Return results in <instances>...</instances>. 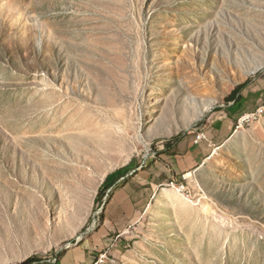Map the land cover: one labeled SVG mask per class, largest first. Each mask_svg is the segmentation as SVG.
<instances>
[{"label":"rangeland","instance_id":"rangeland-1","mask_svg":"<svg viewBox=\"0 0 264 264\" xmlns=\"http://www.w3.org/2000/svg\"><path fill=\"white\" fill-rule=\"evenodd\" d=\"M263 72L264 0H0V264H264V115L103 227L111 173Z\"/></svg>","mask_w":264,"mask_h":264},{"label":"crops","instance_id":"crops-1","mask_svg":"<svg viewBox=\"0 0 264 264\" xmlns=\"http://www.w3.org/2000/svg\"><path fill=\"white\" fill-rule=\"evenodd\" d=\"M264 107V72L254 77L227 109L213 115L208 124L182 134L149 156L132 159L124 168L111 173L106 182L110 195L105 204L103 227L127 232L140 222L158 192L183 175L199 171L236 133L238 120ZM204 131L207 140L197 143Z\"/></svg>","mask_w":264,"mask_h":264},{"label":"built area","instance_id":"built-area-1","mask_svg":"<svg viewBox=\"0 0 264 264\" xmlns=\"http://www.w3.org/2000/svg\"><path fill=\"white\" fill-rule=\"evenodd\" d=\"M261 109H264V107H260V108H258L256 111H258V113H260V110H261ZM256 121H258V120H252V118H249V117H247V116H243V117H241V118L238 120L237 126H244L245 123H254V122H256ZM203 140H207V136H206V134H205L204 131H201V132H199V133L197 134V136H196V140H195V141H196L197 143H199V142H201V141H203ZM183 178L186 179V178H185V175H183ZM181 187L185 188L184 185H182Z\"/></svg>","mask_w":264,"mask_h":264},{"label":"bare ground","instance_id":"bare-ground-1","mask_svg":"<svg viewBox=\"0 0 264 264\" xmlns=\"http://www.w3.org/2000/svg\"><path fill=\"white\" fill-rule=\"evenodd\" d=\"M264 115V109H261L260 110V113H258V111H255V112H252L251 114H249V115H246L247 117H249V118H252V119H257V118H259V117H261V116H263ZM190 175H193V173H191V174H187V175H185V178L187 179V177H190ZM173 184V183H172ZM172 198V197H171ZM61 213V212H60ZM62 214V213H61Z\"/></svg>","mask_w":264,"mask_h":264},{"label":"trees","instance_id":"trees-1","mask_svg":"<svg viewBox=\"0 0 264 264\" xmlns=\"http://www.w3.org/2000/svg\"><path fill=\"white\" fill-rule=\"evenodd\" d=\"M234 101V100H233ZM24 264H27V263H24Z\"/></svg>","mask_w":264,"mask_h":264}]
</instances>
